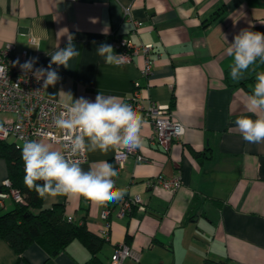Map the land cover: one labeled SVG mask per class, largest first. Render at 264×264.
Segmentation results:
<instances>
[{"label": "crops", "instance_id": "obj_1", "mask_svg": "<svg viewBox=\"0 0 264 264\" xmlns=\"http://www.w3.org/2000/svg\"><path fill=\"white\" fill-rule=\"evenodd\" d=\"M132 20L141 23L136 31ZM106 26L109 34L102 35ZM243 29L264 33V0H0V47L28 48L48 65L67 34L74 35L81 54L68 68L53 65L61 79L45 89L47 97L68 104L80 97L94 101L99 92L127 98L138 87L143 105L168 104L184 125L179 141L164 151L148 143L150 127L144 124L138 151L146 160L130 155L119 166L112 157L123 145L86 152L84 171L107 161L118 171L115 188L126 190L123 198H140L123 216L117 214L120 200L107 202L108 238L96 252L100 264H110L120 243L140 254L138 261L126 257L122 264H264V142H246L235 125L241 116L257 118L247 109V97L264 62L257 60L234 81L233 57L226 52ZM30 35L36 45L27 42ZM117 36L152 45L149 75L140 74L142 51L119 67L96 54L100 43L111 44ZM40 142L58 150L46 139ZM158 175H179L181 185L170 192L146 183ZM4 179L0 160V183ZM41 201L61 204L66 218L100 235L103 203L67 196ZM4 203L5 209L14 206L11 197ZM91 256L74 239L55 256L32 243L17 262L0 237V264H83Z\"/></svg>", "mask_w": 264, "mask_h": 264}, {"label": "clouds", "instance_id": "obj_2", "mask_svg": "<svg viewBox=\"0 0 264 264\" xmlns=\"http://www.w3.org/2000/svg\"><path fill=\"white\" fill-rule=\"evenodd\" d=\"M101 34L108 35L109 28L106 26ZM226 52L233 57L229 65L230 78L238 81L257 58L264 62V33L243 29L234 36ZM80 54L74 43V35L68 33L65 47L57 48L50 55L47 67H35L38 57H30L23 63L17 58L13 67L19 65L25 74L32 73L38 82L42 81L41 87L48 89L61 79L53 65L68 68L69 61ZM96 54L104 58L108 65L119 67L124 63V55L115 53L113 45L108 43H100ZM7 71L6 66L0 65V76L6 75ZM68 96L72 98L71 94ZM64 109L56 118L55 126L66 133L63 137L65 148L70 150L72 156L98 150L107 153L109 148L116 145L134 151L142 144L141 130L145 121L126 98L105 96L99 92L94 101L80 97L65 104ZM247 109L257 114V118L241 116L235 120V125L246 142L262 143L264 72L256 76V83L247 97ZM21 155L25 170L24 182L40 198L55 200L58 196L84 197L92 202L103 203L119 201L126 194L125 189L115 188L114 178L118 176V171L107 161H100L97 167L84 171L77 160L68 159L63 152L35 140L24 142Z\"/></svg>", "mask_w": 264, "mask_h": 264}, {"label": "built area", "instance_id": "obj_3", "mask_svg": "<svg viewBox=\"0 0 264 264\" xmlns=\"http://www.w3.org/2000/svg\"><path fill=\"white\" fill-rule=\"evenodd\" d=\"M132 30L136 31L141 25L140 22L132 20ZM29 44H37V39L34 36L27 38ZM111 44L116 47L119 52L117 54L124 55V63L130 62L133 56L142 51L143 60L140 67L141 76H147L151 73L154 64L153 58L149 55L152 48L150 44H135L128 36H117L111 39ZM34 57L31 55L28 48L16 50L13 43H6L0 47V65L8 68L7 74L0 76V112L4 113L0 120V140L10 141L16 148H22L26 141H41L46 139L50 143L58 145V150L65 154L68 159L77 160L79 163L87 160L85 153L72 156L70 150L65 148L63 137L65 132L55 126V120L63 112L64 105L68 104L46 96L45 89L41 87L42 81L38 82L32 73L25 74L21 71L19 65L13 67V62L19 58L21 63ZM44 66L37 62L35 67ZM141 93L138 87H135L131 95L126 100L132 105L133 109L143 118L144 124L150 127L149 134L146 136L150 145L159 147L167 151L173 142H178L181 135L184 133V125L172 115L168 104L156 103L149 101L147 105L141 103ZM143 124V125H144ZM143 134L141 133V137ZM134 156L137 160H146L139 153L138 148L134 151H129L124 146H119L113 153V160L119 166H122L124 161L129 156ZM8 191L0 192V206H4V200L7 197L15 202H23V197L19 191L10 187L7 179L2 182ZM147 184L158 185L170 192L180 187L181 181L179 175L173 177L156 176L151 180L146 181ZM140 203V198L135 195L130 198H123L119 201L117 214L123 216L129 213L132 207ZM139 208L143 209L142 205ZM104 219L103 228L100 230V235L108 238L109 230V206L107 202H103L100 212ZM67 217V220H71ZM129 257L138 261L140 254L138 250L130 247L126 243H120L115 246L110 258V264H122L124 258Z\"/></svg>", "mask_w": 264, "mask_h": 264}, {"label": "trees", "instance_id": "obj_4", "mask_svg": "<svg viewBox=\"0 0 264 264\" xmlns=\"http://www.w3.org/2000/svg\"><path fill=\"white\" fill-rule=\"evenodd\" d=\"M21 154L22 148H16L10 141L0 140V157L6 164V179L10 187L17 189L23 197V202L15 201L10 209H5V205L0 206V237L15 251L17 262L32 243L42 247L49 256H55L72 240L78 239L92 254L83 264H100L96 252L104 238L90 232L84 225L67 220L61 204H42L36 191L29 189L24 182L25 170ZM6 191L8 187L0 183V192ZM205 264L211 263L205 261Z\"/></svg>", "mask_w": 264, "mask_h": 264}, {"label": "rangeland", "instance_id": "obj_5", "mask_svg": "<svg viewBox=\"0 0 264 264\" xmlns=\"http://www.w3.org/2000/svg\"><path fill=\"white\" fill-rule=\"evenodd\" d=\"M3 115H4V113L0 112V120L2 119V116H3ZM12 140H13L12 137L8 138V141H12ZM0 160L3 161V163H4V165H5V169H6V164H5L4 159L0 157Z\"/></svg>", "mask_w": 264, "mask_h": 264}]
</instances>
